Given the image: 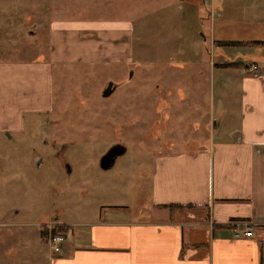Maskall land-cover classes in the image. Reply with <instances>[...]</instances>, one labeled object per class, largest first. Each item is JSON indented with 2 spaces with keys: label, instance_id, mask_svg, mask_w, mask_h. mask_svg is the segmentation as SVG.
I'll list each match as a JSON object with an SVG mask.
<instances>
[{
  "label": "rangeland",
  "instance_id": "rangeland-1",
  "mask_svg": "<svg viewBox=\"0 0 264 264\" xmlns=\"http://www.w3.org/2000/svg\"><path fill=\"white\" fill-rule=\"evenodd\" d=\"M161 1L0 0V51L6 57L35 56V46L48 56L50 28L78 21L96 25L110 21L108 25L119 29L126 24L131 28L127 40L132 49L126 60L125 35L100 37L99 45L107 47L109 42L115 53L107 57L110 62L94 61L89 60L90 48L77 45L74 33L61 36L54 56L63 61L54 62L51 69L50 110L24 114L18 131L0 130V224L11 223L0 226V248L9 261L12 255H20L22 244L37 240L54 255L60 254L77 243V231H88L100 217L157 222V215H149L155 160L195 152L186 145L194 137L206 140L208 99L214 92L216 97V87L213 91L204 75L197 87L206 109L192 115V101L187 100L185 116L179 117L181 100L176 95L189 92V86L181 83L176 88L172 83L185 78V73L163 77L162 66L155 65H183L169 59L175 56L172 43L180 30L177 5L167 0L164 7ZM181 22V32L194 24ZM199 26L194 32L206 34ZM141 52L146 53L143 59ZM210 54L206 44V60ZM82 56L89 59L78 62ZM109 81L116 87L104 97ZM114 147L124 149V154L111 168L103 169L100 159ZM56 226L65 227L58 252L49 243L50 233L60 232L51 231Z\"/></svg>",
  "mask_w": 264,
  "mask_h": 264
},
{
  "label": "crops",
  "instance_id": "crops-1",
  "mask_svg": "<svg viewBox=\"0 0 264 264\" xmlns=\"http://www.w3.org/2000/svg\"><path fill=\"white\" fill-rule=\"evenodd\" d=\"M173 3L180 30L172 43L175 56L169 59L183 65H155L162 66L163 77L185 73V78L172 83L176 88L181 83L189 86V92L176 95L181 100L179 117L185 116L187 100L192 101V115L206 109L197 87L204 75L217 94L208 99L209 112L205 110L206 140L194 137L186 144L196 151L155 160L149 215H157V222L100 217L88 231H77V243L60 254L54 255L37 240L22 244L23 251L12 255L11 261L0 248V264L17 258L18 264H264V45L260 44L264 42V0ZM161 5L166 7L168 1ZM181 20H191V30L181 32ZM109 22L54 25L49 31L48 56L36 46L35 56L24 59L6 57L0 51V130L18 131L24 114L50 110L51 69L54 62L63 61L55 60L59 53L55 42L61 36L74 33L77 45L90 48L93 57H77L78 62H110L106 59L115 53L114 47L109 42L102 47L98 39L121 32L126 37L124 55L130 56L127 34L131 28L125 24L126 28L119 29ZM199 24L206 34L194 32ZM95 32L103 35L87 36ZM206 44L211 48L208 60ZM145 56L141 52V59ZM248 63L257 65L255 74L248 70ZM244 224L254 227L252 236L234 238L232 227Z\"/></svg>",
  "mask_w": 264,
  "mask_h": 264
},
{
  "label": "built area",
  "instance_id": "built-area-1",
  "mask_svg": "<svg viewBox=\"0 0 264 264\" xmlns=\"http://www.w3.org/2000/svg\"><path fill=\"white\" fill-rule=\"evenodd\" d=\"M249 65L248 70L251 72H254L257 69V65L255 63H248ZM253 226L250 224H244V225H235L232 228V234L234 238H239L240 236H244V237H250L252 236L253 233ZM64 241V235L62 234V232H58L55 234L50 233L49 235V243H51L52 246V250L54 252H58L61 250L62 248V243Z\"/></svg>",
  "mask_w": 264,
  "mask_h": 264
},
{
  "label": "water",
  "instance_id": "water-1",
  "mask_svg": "<svg viewBox=\"0 0 264 264\" xmlns=\"http://www.w3.org/2000/svg\"><path fill=\"white\" fill-rule=\"evenodd\" d=\"M115 87L116 85L112 81H109L105 89L102 91V96L106 97L110 95V93L115 89ZM123 154L124 149H120L118 147L112 148L101 157L100 166L103 169L111 168L114 165L115 161L118 159V157Z\"/></svg>",
  "mask_w": 264,
  "mask_h": 264
},
{
  "label": "trees",
  "instance_id": "trees-1",
  "mask_svg": "<svg viewBox=\"0 0 264 264\" xmlns=\"http://www.w3.org/2000/svg\"><path fill=\"white\" fill-rule=\"evenodd\" d=\"M237 43H239V44H241L242 42H228V43H225V44H231V45H233V44H237ZM260 44H263L264 45V42H260ZM56 227H58L57 229L54 227V229L53 230H51L52 232H56V231H62V230H64L65 229V227H63V226H56Z\"/></svg>",
  "mask_w": 264,
  "mask_h": 264
}]
</instances>
